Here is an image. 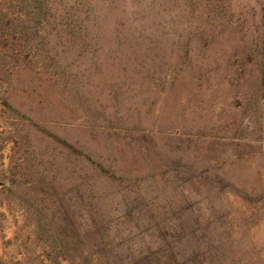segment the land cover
<instances>
[{"label":"rangeland","instance_id":"1","mask_svg":"<svg viewBox=\"0 0 264 264\" xmlns=\"http://www.w3.org/2000/svg\"><path fill=\"white\" fill-rule=\"evenodd\" d=\"M0 17V264H264V0Z\"/></svg>","mask_w":264,"mask_h":264},{"label":"trees","instance_id":"2","mask_svg":"<svg viewBox=\"0 0 264 264\" xmlns=\"http://www.w3.org/2000/svg\"><path fill=\"white\" fill-rule=\"evenodd\" d=\"M0 19H3L2 17H0Z\"/></svg>","mask_w":264,"mask_h":264}]
</instances>
